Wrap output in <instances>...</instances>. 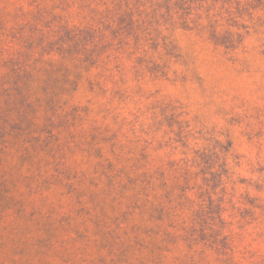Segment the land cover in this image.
<instances>
[{
  "label": "rangeland",
  "instance_id": "rangeland-1",
  "mask_svg": "<svg viewBox=\"0 0 264 264\" xmlns=\"http://www.w3.org/2000/svg\"><path fill=\"white\" fill-rule=\"evenodd\" d=\"M0 264H264V0H0Z\"/></svg>",
  "mask_w": 264,
  "mask_h": 264
}]
</instances>
